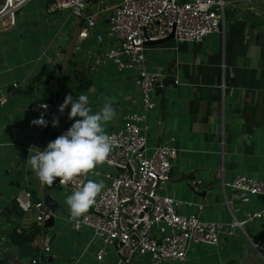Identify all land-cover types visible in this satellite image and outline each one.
Instances as JSON below:
<instances>
[{
	"label": "crops",
	"instance_id": "obj_1",
	"mask_svg": "<svg viewBox=\"0 0 264 264\" xmlns=\"http://www.w3.org/2000/svg\"><path fill=\"white\" fill-rule=\"evenodd\" d=\"M4 2L0 0V8ZM49 2L24 1L14 11V16L17 12L14 24L7 29L0 27V96H5L4 101L0 102V236L5 237L3 244L7 246L0 256L9 257L5 264H52L62 259L52 247L53 236L48 230L45 242L49 244L50 250L43 252L36 242V235L31 238L27 233L17 240V235H11L12 232L21 234V229L33 225L40 229V224L35 221L36 213L34 215L33 210H25L22 203L26 201L23 190H29L32 199L34 194L40 198L34 171L27 161L35 153L53 114L44 119L46 126L32 124L33 120L43 115L35 111L32 105L34 101H49L54 106L66 47L62 43H48L49 30H43L35 20L43 4L48 10ZM172 39L154 45L157 46L156 50L165 48L167 52H172L171 56L158 53L161 65H150V70L161 71L164 75L163 87H156L153 91L157 103L152 109L157 128L154 133L157 140L173 135V142L178 149L176 157L181 158L180 172L173 175L171 171L168 185L172 196L181 200L177 205L179 212L195 213L197 204L205 201L208 205L205 208L206 220L229 222L233 214H237L224 206L229 191L222 185L225 180L223 161L229 155L231 169L240 168L250 173L264 174V26H260L251 16L227 13L225 27L206 35L201 41L174 39V42ZM84 42L88 43L86 49L81 48L86 65V57L91 56V40ZM74 50L72 63L68 64L63 78V100L64 94L74 96V88L75 93L88 91L95 80L94 75L88 76L94 70L86 66L84 76L78 79L76 85L71 81L68 69L81 51ZM91 60L95 63V58L91 57ZM93 65L97 67L102 64ZM126 69L117 68L120 72ZM73 72L76 73L75 70ZM104 73L96 77L99 86L107 80ZM125 73L117 78L116 87L124 103H113L116 108H121L122 104L123 110L121 116L117 113L116 118L106 125L108 128L119 126L122 115L132 104L137 106L139 103V97H131L133 76L129 72ZM134 79L138 86L135 76ZM14 81L18 84L16 87L12 86ZM90 91L94 92L93 89ZM101 96L99 88L96 97ZM92 100L89 99L88 104ZM90 108L95 113V107ZM63 115L64 112L59 121L60 126L55 130L61 127L68 129L75 119H79H69L67 113L65 121L61 123ZM219 154L222 165L213 172L209 167L216 166ZM208 168V175H199V169ZM186 173L189 176L180 180ZM191 177L202 179L200 190H194L188 184ZM216 177H220L221 181L217 182ZM43 188L44 193L51 194V187ZM200 191H207L211 199L209 194L201 195ZM245 203H248L249 209L257 208L260 199L252 197ZM58 209L59 203L56 214L63 212ZM245 209L246 206H243ZM64 212L66 215L67 210ZM55 217L53 225L56 224ZM255 221H259L257 235L251 230ZM255 221L245 227L246 231L264 238V219ZM87 229L83 231L89 236L90 230ZM69 230L72 232L75 229L70 225ZM189 250L184 261L179 264H264V252L262 256L257 255L254 247L241 239L238 233L223 235L218 244L198 243L194 253L190 254ZM83 254L80 249L78 257ZM33 258H37V263H32ZM70 259L58 264L69 263ZM102 261L98 260L99 263ZM167 262L169 264L171 261Z\"/></svg>",
	"mask_w": 264,
	"mask_h": 264
},
{
	"label": "built area",
	"instance_id": "obj_2",
	"mask_svg": "<svg viewBox=\"0 0 264 264\" xmlns=\"http://www.w3.org/2000/svg\"><path fill=\"white\" fill-rule=\"evenodd\" d=\"M24 1L5 0L0 8L1 28L7 29L14 24V11ZM100 2L50 0L48 10H66L70 7L78 21L83 20L74 48L80 49L85 40H91V56L86 63L91 70L97 68L93 64H105L107 60L119 69L135 70L140 104L122 115L121 125L105 131L118 146L109 154L105 171L101 172L104 188L88 212L80 217L73 218L68 208L66 221L77 231L83 227L90 230L87 245L95 239L101 240V245L95 251V257L101 261L110 244L115 248L119 263L131 264L133 257L146 253L151 264L172 260L182 262L192 243L218 244L223 235L235 234L236 228L245 233L257 255L262 256L264 238L248 233L245 224L264 219L263 178L237 172L231 181L223 180L224 188L228 184L231 186L230 196L226 195L225 201L232 213L235 211L232 208L235 199L242 202H248L254 196L260 199V206L245 210L242 218L233 214L229 222L203 219L201 213L205 201L197 204V212L181 213L177 208L181 200L174 198L166 189V182L171 177L172 159L178 153L175 144L171 143L174 136L161 138L152 146L147 145L148 112L157 104L153 91L164 85L163 73L146 67L145 50L154 46L147 41L166 37L171 31L175 40L201 41L208 33L225 27L228 1L117 0L105 6ZM104 22L108 23L105 36L98 30ZM91 57L95 58V63ZM17 85L15 81L12 83L13 87ZM4 99L5 96H0V102ZM42 104L47 107H41ZM32 108L42 113L44 119L53 111L49 101H34ZM66 130L65 127L57 128L42 150ZM148 149L151 150L150 154ZM89 174L75 178L67 186L61 185L59 179L51 186L43 185L65 187L72 194L87 182ZM202 182L199 177L188 179V184L194 190H200ZM23 194L26 201L22 205L25 210L36 212V223H43L51 215L55 217L56 211L51 210L42 199H32L29 190H23ZM205 194L209 193L206 191ZM4 240L5 237L0 236V252L7 250ZM48 250L50 246L45 242L42 252ZM1 260L0 256V264ZM32 263H37V258H33Z\"/></svg>",
	"mask_w": 264,
	"mask_h": 264
},
{
	"label": "rangeland",
	"instance_id": "obj_3",
	"mask_svg": "<svg viewBox=\"0 0 264 264\" xmlns=\"http://www.w3.org/2000/svg\"><path fill=\"white\" fill-rule=\"evenodd\" d=\"M113 1H117V0H101L100 4L102 6H105L106 4H109ZM228 3L226 5V15L227 13H231V14H238V15H247V16H251L252 18H254L257 23L260 26H264V0H227ZM17 17V12L15 13V18ZM35 20L37 21V23L41 26V28L43 30H49V41L48 43L51 41L52 45H55L57 43H62L66 46L68 39L70 38L73 29L76 25V22L78 21L76 15L74 13H71V11L69 9L67 10H59L57 12H49L48 10H45V6L43 4L42 6V10L41 12L35 16ZM99 31H102L103 36L106 35V32L108 30V23L104 22L103 24L100 25V28L98 29ZM215 32H210L208 34H212ZM207 34V35H208ZM174 40V39H172ZM90 41V40H89ZM175 42V40H174ZM47 43V45H48ZM90 43V42H89ZM88 43L85 44V42L83 43L82 46H80V50L82 49H86V45ZM89 46V45H88ZM157 47V46H156ZM156 47L153 46V48L150 49H146L145 50V57L146 59V67L148 69H151V66H153V64H155L156 66L161 65V59L158 58V53H164L165 55H169V57L171 56V53L167 52V50L165 48L161 49V50H156ZM75 51V50H74ZM88 56L86 57V62L88 60ZM160 59V60H159ZM85 54H84V50H81L80 53H78V57H75V62L70 66V68L68 69V76L71 79V81H73V83H75L74 85H76L77 81L79 78H81L82 76H84V69L86 67L85 65ZM163 64V62H162ZM74 66V67H73ZM129 69V70H128ZM73 70L76 71V73L73 72ZM94 71L92 72L93 74H88V76L91 77V75H94L95 80L94 83L96 82V77H101L104 75L107 76V80L106 82L102 85L99 86V82H96L95 84L93 83L91 85V87L83 92H77L75 93V88L72 89V91L74 92V96L73 99H76L79 95H87L89 97L90 100H92L90 102L89 107H95V112L98 111V108H102V105L100 104H104L106 101L108 100H112V101H116V102H123V98L120 97V93L119 91L116 90L117 87V78L120 77V75H124L126 74L125 72H129L130 74H132L133 76V86L131 88V97H139L140 94V88L139 86H137L134 82V76H135V70L133 68H127L126 70L120 72L117 70V66L114 65L111 61L107 60L106 64H102L97 66V69H93ZM99 88L101 89V98L96 97ZM66 89V88H64ZM94 90L93 93H91L90 90ZM63 90V87H62ZM108 91V93H106ZM66 94H64V98H65ZM116 98V99H115ZM153 98H154V93H153ZM131 100V99H130ZM140 102L138 103L137 106H135L134 104H132L131 108L127 111L130 110H134L139 106ZM97 105V107H96ZM113 107L115 109V111H117L118 115L121 116L122 110H123V105L121 104V108H116L115 104H113ZM70 108L71 109V105L69 104L67 107H65L64 109V115L62 116V121L61 123H63L65 121V117L68 113L67 109ZM152 109L149 110L148 112V124H149V128L147 130L148 133V141H147V145L148 146H152L156 143L157 140V136L154 133V130L157 129L156 128V122L154 121V119L152 118ZM109 123V122H108ZM108 123L106 125H108ZM122 120L120 121L121 125ZM60 124H58L57 127H59ZM107 126H105V131H108L110 128H106ZM172 144H174V142H171ZM151 150L148 149V154H150ZM229 160H230V156L228 155L226 157V160L223 161L225 164V181H231V179L233 178V176L237 173V172H244L246 174H250L253 175L257 178H263L264 179V174H260V173H250V171H246V170H242L240 168H234L231 169L230 168V164H229ZM181 162V158L179 157H175L172 159V163H173V175H177L180 168V163ZM222 165V160L220 157V154L218 156L217 162H216V166L214 167H209L211 169V171L214 172V170H217V168L219 169V167ZM105 167L106 164L100 165L95 169V173H98V175L93 174H89L88 179H93L96 181H103V178L101 176V172L105 171ZM208 170H201L199 169L198 173L199 175H205L207 174L206 172L209 171ZM214 168V169H213ZM208 175V174H207ZM217 182H220L221 179L220 177H216ZM184 182L186 180H183ZM86 183V182H85ZM104 183V182H103ZM170 182H166V188L167 191L172 195L170 188H169V184ZM48 189V187H46ZM226 189H228L229 191V196H230V191H231V186L228 184L226 185ZM51 191V195L52 197L57 200V202L59 203V211H63V212H58L56 214L55 217V221L56 224L53 225L52 227H50L48 230V233L53 236L52 237V247L54 250L57 251V254H60V257H62V259L59 261H54L52 264H58L59 262H63L65 259L67 258H71L72 259L69 260V262H75V264H125V263H119L118 262V255L115 251V248L112 245H107L106 247V254L104 256V260L99 263L98 260L95 258V251L98 248L99 245H101V240L100 239H95L94 241H92L89 245H87L88 240H89V236L88 233H86L85 231H83L84 228L87 227H83L82 229H80V231H76L73 230L71 232L69 230L70 224L66 221V216H65V210L68 209V205L66 203V198L67 196L71 195V192L66 189L65 187H51L49 189ZM165 191V189L163 190ZM162 192V190H161ZM210 196V194L208 195V197ZM174 197V196H173ZM255 197V196H254ZM175 198V197H174ZM177 199V198H176ZM204 198H202L203 201ZM209 199H211V197H209ZM208 199V200H209ZM224 206L227 208V204L224 201ZM243 206H246L245 210H248L250 207L248 206V203L242 202L238 199L234 200V204L233 207L235 208L236 214L238 216V218H242L244 217V211L243 210ZM205 208H208V205L205 204L203 212L201 213V218L205 219L206 215H205ZM238 208V209H236ZM252 209V208H251ZM57 210V209H56ZM250 210V209H249ZM197 212V211H196ZM34 215H35V211H33ZM63 218V219H62ZM232 220V219H231ZM230 220V221H231ZM257 220V219H255ZM253 220V221H255ZM253 221H249L248 223L245 224V227H249V225L251 224V222ZM254 227L251 228V230L253 231V233L255 235H257V231L258 230V225H259V221H255L254 223ZM246 229V228H245ZM88 231V229L86 230ZM79 234H78V233ZM236 233L239 234V237L243 240H246L247 242L250 243L248 237L245 235V233H243L242 231H240L238 228H236ZM254 234H252L253 236H255ZM64 240H66L64 242ZM198 243H202V242H198ZM198 243H192L189 253L191 254L192 252L194 253V247L195 245H198ZM82 250L84 252V254L81 257H78L79 254V250ZM168 263V262H167ZM166 262H162L160 264H167ZM180 261L178 260H172L169 264H179ZM131 264H151V261L149 260V254H143V255H139V256H135L132 259ZM188 264V263H185Z\"/></svg>",
	"mask_w": 264,
	"mask_h": 264
},
{
	"label": "clouds",
	"instance_id": "obj_4",
	"mask_svg": "<svg viewBox=\"0 0 264 264\" xmlns=\"http://www.w3.org/2000/svg\"><path fill=\"white\" fill-rule=\"evenodd\" d=\"M89 97L79 95L73 99L66 95L59 111L63 114L69 104L71 109L68 118L75 119L71 127L62 135L47 143L43 150H36L28 158V165L36 173L42 184L51 186L59 179L61 185L67 186L75 178L95 173V169L108 161L109 154L117 147L115 139L105 132V126L117 116L113 107L114 101H106L102 108L93 113L88 105ZM41 107H47L41 105ZM35 125L46 126L43 115L31 122ZM53 126H58V120L53 119ZM104 188L103 181L88 179L71 195L67 196L73 218L88 212L95 203L98 194Z\"/></svg>",
	"mask_w": 264,
	"mask_h": 264
},
{
	"label": "water",
	"instance_id": "obj_5",
	"mask_svg": "<svg viewBox=\"0 0 264 264\" xmlns=\"http://www.w3.org/2000/svg\"><path fill=\"white\" fill-rule=\"evenodd\" d=\"M70 9V7L65 8ZM59 11V9L54 10V12ZM83 23V20L81 19L80 21H78L73 29V32L70 36V38L68 39V42L66 44L65 50H64V54H63V58L61 61V67H60V74H59V80H58V92H57V105H56V109H55V114L53 116V119L58 120V124L61 118V112L59 111V106L63 103V95H62V83H63V78L65 75V71L68 67L69 64V60L71 59L72 55H73V51H74V45H75V41L77 39L80 27ZM173 37V31H171L166 37L163 38H158V39H154V40H149L147 41L148 44H159V43H163L164 41L170 39ZM53 119L50 121V123L48 124V128L46 133L44 134V136L41 138L38 147L36 148V150H42L43 145L45 144V142L47 141V139H49L52 135V133L54 132L55 128L57 126H53L52 121ZM35 150V152H36ZM35 154V153H34ZM189 176V173H186L185 175H183V177H180L179 179H184L185 177ZM34 177L35 180L37 181L38 184V190H39V196L40 199H42L45 204H47L51 210H55L58 208V202L57 200H55L52 195L50 193H44V188H43V184L41 183V181L39 180L38 176L36 175V173L34 172ZM201 195L205 194V191H200ZM53 221H54V216L51 215L49 218L45 219L43 223L40 224V229L39 232L36 234V242L39 245L40 251H42V249L44 248V243H43V238L45 237L46 234V230L47 228H49L50 226L53 225ZM9 257H3L1 260V264H5L7 259ZM40 258V255H39Z\"/></svg>",
	"mask_w": 264,
	"mask_h": 264
},
{
	"label": "trees",
	"instance_id": "obj_6",
	"mask_svg": "<svg viewBox=\"0 0 264 264\" xmlns=\"http://www.w3.org/2000/svg\"><path fill=\"white\" fill-rule=\"evenodd\" d=\"M72 63V58L69 60V65ZM66 75V74H65ZM64 75V76H65ZM65 78V77H64ZM53 114L55 113V109H56V105H57V94H56V96H55V99H54V103H53ZM53 114L51 115V118H50V120H52V118H53ZM47 131V128H45V131H44V133H43V135L42 136H44V134H45V132ZM54 133L55 132H53L52 133V135H51V137H53V135H54ZM36 193V192H35ZM33 198L35 199V200H37V199H40L37 195H33ZM35 225H33V226H30L29 228H27V229H21L22 230V233L20 234V233H16V232H12L11 233V235H13V236H15V235H17V237H16V239H15V237H13L15 240H17L18 238L20 239V238H22L24 235H26L27 233H29L30 235H31V238H33L35 235H36V233L39 231V227L37 226V227H34ZM37 248V247H36Z\"/></svg>",
	"mask_w": 264,
	"mask_h": 264
}]
</instances>
